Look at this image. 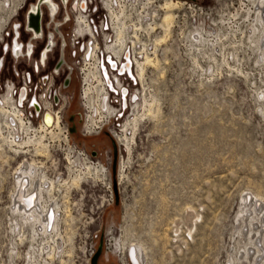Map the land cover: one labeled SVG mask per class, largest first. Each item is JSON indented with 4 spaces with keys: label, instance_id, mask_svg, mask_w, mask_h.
I'll return each mask as SVG.
<instances>
[{
    "label": "rangeland",
    "instance_id": "374dc122",
    "mask_svg": "<svg viewBox=\"0 0 264 264\" xmlns=\"http://www.w3.org/2000/svg\"><path fill=\"white\" fill-rule=\"evenodd\" d=\"M2 1L0 40L9 43L12 24H23L33 0ZM150 1L143 9L115 14H120L115 36L122 28L127 50L144 62L145 49L152 60L144 65L137 85L122 78L129 82L128 108L108 126L119 142L108 130L82 135L76 67L67 89H60L62 74L40 82L50 76L56 51L46 69L36 74L33 59L15 60L0 51V100L8 87L18 90L26 83L32 90L29 97L35 94L46 110L56 95L60 104L53 114L59 111L62 117L52 139L40 132L36 120L35 129L25 132L18 146L23 153L11 152L0 141V264H91L98 250L96 264H129L132 245L140 247L143 264H264V258L255 262L257 245L250 239L254 231L249 225L253 219L242 207L245 196L250 212L255 198L264 201V100L258 96L264 91V57L256 45L260 26L253 20L254 8L245 0L179 1L171 10L174 24L168 34L159 25L164 0ZM142 15L147 20L140 24L136 19ZM61 29L70 31L72 25ZM20 34L19 41L27 42L29 35L23 30ZM34 46L38 50L41 43ZM70 50L66 60L75 64ZM113 77L119 92L124 90ZM96 85L89 92L91 102H96ZM66 122L76 128L68 145L61 141ZM1 130L3 138L12 137L3 126ZM40 135L46 156H38L27 144ZM74 145L85 156L80 158ZM26 163L55 184L50 192L54 199L49 194L42 201L58 206L57 225L50 233L33 232L11 209L14 175ZM87 167L92 171L88 176ZM74 178L81 180L78 188L72 186Z\"/></svg>",
    "mask_w": 264,
    "mask_h": 264
},
{
    "label": "built area",
    "instance_id": "2783aa9c",
    "mask_svg": "<svg viewBox=\"0 0 264 264\" xmlns=\"http://www.w3.org/2000/svg\"><path fill=\"white\" fill-rule=\"evenodd\" d=\"M34 1V0H33ZM56 11L53 16L50 15V12H47L46 6L43 7L44 15L42 18V26L44 37H48L51 33L53 35V51L48 54V60L46 61V67L49 62L50 56L55 53L56 51V59L50 69V76H42L41 81L44 83L45 81H51L53 77H58L62 74V82L60 89L64 90L67 89L70 81L71 75L73 74L75 67L77 69L78 74L81 76V105L83 107V113H79L80 122H83L81 130L83 131L82 135H99L101 132L107 133L108 126L112 122V120H119L122 118L124 112L127 110V96H128V84L129 82L133 85H137L136 79L138 80V75L136 74V64L135 61H138L134 54L130 53L127 50L126 39L124 40L123 37V46L125 47V54L123 56H116L115 50L117 48L116 45V36H115V27L116 22H118L120 14H116L117 11H122L125 9H136L139 7L143 9L147 7L150 0H54ZM184 2V1H183ZM189 1H185L184 5L187 4ZM31 6V3L28 7ZM24 7L21 6L18 10H22ZM27 9V8H26ZM45 19V23L44 22ZM137 22L142 24L144 21L147 20L146 15L140 16V18L136 19ZM114 21V22H113ZM59 25V31L57 32L53 26ZM69 24L72 25V29L70 31L64 32L62 31L61 27L68 26ZM80 25L82 28L80 29ZM85 25L90 27L91 35L88 33ZM17 26L16 31L19 32V35H15V27ZM23 24H12V39L9 43H5L3 39L0 40V49L3 52H7L13 40L19 41L20 39V31L23 30L26 34L29 35V39L27 42L23 43L21 41L20 44H27L28 42H35L33 40V36L27 32L25 27H22ZM32 33V32H30ZM112 33V34H111ZM87 34V35H86ZM113 36V37H112ZM37 42L41 43L40 48L37 50L34 46V54L32 59L34 60L32 65V72L39 73L41 70L46 69V67L39 62V67H37V54L40 52L44 45V40L41 38ZM36 43V42H35ZM70 50V58L75 59V64H70L66 60L67 50ZM145 50V49H144ZM143 50V59L144 62L147 58L146 51ZM11 54V52H9ZM37 53V54H36ZM131 59L133 62V66H130V71H132V76L127 72L123 71V75H119V71H115L112 65H110V61L113 63L119 64L121 61H125L126 57ZM39 56V54H38ZM34 57H36L34 59ZM15 60L21 59L20 57L13 56ZM31 60V59H30ZM62 60V64L60 65L59 72L56 74L54 68L59 64ZM2 66V61L0 62V68ZM38 69H37V68ZM118 74V78L121 81V85L124 88L125 100L121 98V92L116 86V82L114 81V77ZM105 75H108L112 81L110 84L105 83ZM128 79V83H124L122 78ZM28 78L30 79V75L28 74ZM127 81V80H126ZM98 84V88H96V102H91V94H89L92 89L94 90V85ZM126 85V87L124 86ZM26 85V83H25ZM27 87V86H26ZM104 88L107 94V102L109 105L114 108L113 112H108L103 110L101 106L102 95L100 96V88ZM21 87L18 90H11L12 96L14 100L17 98V94L20 91ZM27 95L26 98L23 100V103L18 108L22 114V121L23 126L11 119H6V117H2V124H0V140L2 141V134H1V126L3 129L10 132L12 135V139L15 140L17 143L22 142L23 135L25 132L30 130H34V122L37 120V127L41 130V126H44L45 118L42 119V115L46 114V109L41 106V104L37 101L35 94L29 97L32 90L27 88ZM95 91V90H94ZM7 92L4 93L6 95ZM1 97V96H0ZM29 97V98H28ZM119 97V100H118ZM122 99V100H121ZM35 100L36 106L32 103ZM60 104V100L55 95L52 98V103L47 104V108L53 109ZM6 105L5 103L2 104L0 102V107ZM25 106V109H24ZM96 108V111L93 112V107ZM25 110L24 112L22 110ZM54 110V109H53ZM56 112V111H55ZM59 114L60 120L59 124L62 123V117L60 116L61 112H56ZM42 114V115H41ZM40 118V119H38ZM93 118V121H92ZM73 119V118H71ZM72 120L68 121L71 122ZM72 123V122H71ZM46 132H43L50 136L52 139L55 135H58L55 131L59 130L60 128L57 127H46ZM61 127V126H60ZM27 129V130H26ZM76 131L75 127H70L69 124L66 122L64 126V135H62L61 141L68 145L69 144V135L73 134ZM108 133L115 137V132H111L108 130ZM116 138V137H115ZM76 150V153L80 158L85 156V151L80 149L78 145L73 146ZM91 154L96 155L95 152ZM96 250V249H95ZM94 250V251H95ZM101 252V250H100Z\"/></svg>",
    "mask_w": 264,
    "mask_h": 264
},
{
    "label": "bare ground",
    "instance_id": "6f19581e",
    "mask_svg": "<svg viewBox=\"0 0 264 264\" xmlns=\"http://www.w3.org/2000/svg\"><path fill=\"white\" fill-rule=\"evenodd\" d=\"M42 1L43 0H38L37 7H39L41 5ZM174 1H176V2H174ZM245 1H248V2L251 3L252 7L254 8L253 20H254V22L257 25L260 26V30H258L259 33H258V36H257V41H256L257 44L256 45H257V49L259 51L260 58H263L264 57V0H245ZM180 2H183V1H180ZM180 2L178 0H173V1L165 0L164 1L163 9L166 10V11H165L163 19H162V21H161V23L159 25H160L161 29L164 30L165 33H168L170 31V28L173 27L172 26V23H173L172 20H173L174 16H173V13L171 12V10H173L174 8H177L178 5H181ZM183 4H184V2H183ZM38 19H39L38 15L37 16H33L31 13L28 14V16H27V26H26L28 31H33L34 33L38 31V24H39L38 23ZM122 26L124 27V25H122ZM119 27L120 26H118V28ZM152 29L154 30L155 28H152ZM153 30L151 32H153ZM121 31H123L122 28H121ZM121 31H117L116 32V40H115L116 41V45H117V48L115 50L116 56L117 55L118 56H120V55L123 56L124 53H125V47L123 46V33L124 32H121ZM169 33H171V32H169ZM124 39H125V37H124ZM160 41H161V39H160ZM161 43H162V41H161ZM15 45H16V43L14 42V47H15ZM126 57L128 58L127 55H126ZM151 61L152 60H149L148 58H146L145 62L135 61L134 64H136V71H137V75H138L139 78H141V76L143 75L144 65L145 64H149ZM121 62L119 64H117V63H113L112 61H110V63H111L110 65H112L114 70L117 71L116 66H118V65L120 66V64H122ZM130 66H132V64L128 63V64H125L122 68H124L125 71H127V72H129V74H131ZM118 71H120V69ZM119 75H123V73L119 74ZM115 76H118V75H115ZM108 78H109L108 75H105V79H106L105 83L110 84V80ZM118 80H120V79L118 78ZM114 81L116 82L115 78H114ZM122 89H124V88H122ZM99 91L101 93L100 96L102 95V100H101V106L100 107L103 110H106V111H108L110 113L113 112L109 107L106 106V103H108L107 102V94L105 93L106 90L102 87V88H100ZM124 91L125 90H122L121 94L123 95L124 100H125V94L126 93ZM258 96H259L260 100H264V91L263 90L260 91L258 93ZM14 101H16V100H14ZM94 102H95V99H94ZM17 103H18V106L20 107L19 102H17ZM92 107H93V110H94L93 112H95L96 108L94 106H92ZM0 113H1V115H3V117H6V119L15 120L21 125V127H24L22 118L18 114V110L13 105H9L8 103H6V105H4L3 107H0ZM48 115H50V114L46 113L44 115V118H46ZM92 121H93V118H92ZM44 125L46 127H50V126L52 127L53 126L52 121H50V120L48 121L47 119H45ZM59 125H60L59 124V120L57 119L56 122H55L54 127L59 128ZM125 126H127V125H123V127H125ZM132 127H133V125H132ZM40 128H41V130L39 129L40 132H42V133L46 132V129H45L44 126H41ZM39 130H38V132H39ZM28 132H30V131H28ZM123 132H125V131H123ZM1 133H3V131ZM8 135H10V133ZM44 135H40L34 140L27 141L28 145H32L34 147V151H35V153H37L38 156H43L45 153L47 154V152H48L47 149H46L45 144L43 143V141H44L43 140V138H44L43 136ZM55 136L57 137V135H55ZM6 137H7V135H6ZM6 137L2 138V141L0 140L2 142V145L4 143H6L9 146V150H11V152H14L16 154L22 152V151H18L17 149H18V146H20V144H23V143H17L11 137H9V138H6ZM116 138H117L118 142L121 141L119 136H117ZM124 138H125V136H124ZM26 140H28V139H26ZM124 140H126V139H124ZM16 146H17V148H16ZM32 146H30V147H32ZM0 148H1V145H0ZM23 149H25V148H23ZM126 149H127V151H130V144L128 145V143H127ZM44 156H46V155H44ZM90 169L91 168H89V167L86 168L87 176H88V174L91 171ZM102 169H100L98 172H102ZM81 173H82V171H81ZM90 174H92V171H91ZM14 179H15V192H14L15 194L13 196L12 206H11V209H12L13 213L16 215V217H18V219H20V221H23V223L29 224L30 228L35 233L42 232V233L46 234V233H50L51 231H53L56 228V225H57L56 224V221H57L56 218L58 217V213H59L58 212V206L56 205V203L54 204L53 201H51L49 205H46L45 202L42 203V201L43 200L44 201L47 200V199H44L45 197L43 195H48L49 196L50 192L53 191V189H54L53 186L55 185V184L53 185L54 182H52V183L48 182V179L45 176L40 178V175L38 174L37 167L35 165H33V164H28V163L23 164V165L19 166L16 169V172H15V175H14ZM79 179L80 178L72 179V186L74 188H76V187L78 188L79 181H81ZM67 191H68V189H67ZM50 195H52V197L49 196L52 199L54 196H53L52 193ZM51 199H49V200H51ZM242 201H243L242 207L244 206L243 213L246 214V217H249V218L252 217V219H253V222L251 221L252 223L249 224V225L252 227V230L254 231L253 234H252V237L250 239L254 240L256 245H257V251L255 253V255H256L255 262H256V260L258 261V260H261V259L264 258V256H263L264 255V246L262 245V240L264 238V201L262 202L261 200H258L257 198H255V200L252 201L251 207H253V209L251 210V212L248 210L249 205L251 204V203H249V201H250L249 197L247 198V196H245L242 199ZM142 256H143V253H142V251H141L139 246L132 245V246H130L128 248L127 257L126 258L128 259L129 264H143L144 261H143V257Z\"/></svg>",
    "mask_w": 264,
    "mask_h": 264
},
{
    "label": "flooded vegetation",
    "instance_id": "af4514ba",
    "mask_svg": "<svg viewBox=\"0 0 264 264\" xmlns=\"http://www.w3.org/2000/svg\"><path fill=\"white\" fill-rule=\"evenodd\" d=\"M171 1H173V0H171ZM8 2H9V0H3L2 1V4L4 5V3H8ZM174 2H176V1H174ZM37 3H38V0H34L31 3V6L30 7H27V9L25 10V12L23 14V26L22 27H25L27 29V27H26L27 26V16H28L29 13H31L33 16H37V15L39 16V19H38V23H39L38 24V31L34 33L33 31H28L27 30V32L29 34H31V36H33V40L35 42H37L41 38L44 40V45H43L42 49L40 50V52L38 53L39 56L37 58V62H38L37 63V67H39V62L46 67V61L48 60V54L53 51L52 47H53L54 41L52 40L53 39V35L51 33L48 35L47 39H46V37H44V32H43L44 30H43V26H42V18H43V15H44V9H43V7L46 6L45 8L47 9V12H50V15L53 16L54 13H55V11H56V6H55L54 0H43L42 3H41V5L39 7H37ZM17 11L18 10H15V13ZM53 27H54V29L57 32H60L59 31V25L58 24L55 25V26H53ZM85 27L88 30V33L91 35L92 33H91V30H90V27L87 26V25H85ZM79 28L81 29L82 28V25H80ZM16 29H17V26L15 27V35H19V32L16 31ZM30 32H32V33H30ZM14 42L16 43L15 47H14ZM0 51H1V49H0ZM9 52H11V57L12 58H13V56H15V57L22 56L23 59L30 60V59H32V56L34 54V43L31 41V42H28L26 45L25 44L21 45L19 41L13 40L12 43H11V45H10V47H9V49L7 50L6 53H9ZM121 63L122 64H120V66L119 65L116 66L117 71L120 69V71H119L120 74H122L123 71H125V69L122 68V67L125 64H128V63H131L132 64V61H131L130 58H127L126 57V60L125 61H122ZM61 64H62V60L54 68L56 74H58L59 68H60V65ZM132 66H133V64H132ZM121 89H122V85L120 87V90ZM27 91L28 90H27L26 85H25L24 88L22 87L20 89V91L18 92V94H17L18 96L15 99L16 100V103H15L13 97H11L12 96L11 89H10V87H8L7 88L6 95L3 96L2 100H0V102L2 104L8 103L9 105H13L18 110V114L22 118V114H21V111L18 109L19 106H18V103L17 102H19L20 105L22 104L23 100L26 98ZM32 103L35 105L36 104L35 100H33ZM106 106L108 107V103H106ZM46 111H47L46 113H49L50 115H48L45 119H47L48 121L49 120L52 121V124H53V127H54L56 120L57 119L60 120V117H59V115H54L53 114V111L54 110L53 109L50 110V107H48ZM42 119H44V114L42 115Z\"/></svg>",
    "mask_w": 264,
    "mask_h": 264
},
{
    "label": "water",
    "instance_id": "95a60500",
    "mask_svg": "<svg viewBox=\"0 0 264 264\" xmlns=\"http://www.w3.org/2000/svg\"><path fill=\"white\" fill-rule=\"evenodd\" d=\"M178 1H184L185 2V1H189V0H178ZM36 56L38 57V54ZM116 165H117V161H116V156L114 155L113 166H112L113 175H115V173H116ZM114 184H115V181H114ZM99 255H100V250H98L97 253L95 254V256L92 258L91 264H96V260H97V258H99Z\"/></svg>",
    "mask_w": 264,
    "mask_h": 264
}]
</instances>
